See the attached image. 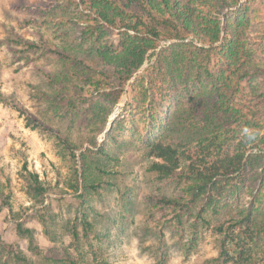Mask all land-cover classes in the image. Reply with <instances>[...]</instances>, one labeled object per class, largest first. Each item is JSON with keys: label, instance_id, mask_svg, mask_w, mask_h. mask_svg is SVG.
<instances>
[{"label": "rangeland", "instance_id": "374dc122", "mask_svg": "<svg viewBox=\"0 0 264 264\" xmlns=\"http://www.w3.org/2000/svg\"><path fill=\"white\" fill-rule=\"evenodd\" d=\"M247 16L256 63L264 67V0H250ZM86 18L77 0H0V91L45 125L26 126L23 114L0 102V264H20L3 242L16 243L33 264H222L213 259L219 235L198 226L192 243L188 221L180 228L169 215L148 213L147 195L179 190L147 170L152 158L143 149L177 94L149 119L144 107L125 106L126 92L114 105L97 96L73 105L66 82L55 80L103 68L93 57L99 43L80 36ZM106 33L104 49L116 43L118 30ZM21 39L49 41L70 58L26 50ZM153 58L151 50L143 66ZM184 109L176 108L177 116ZM101 144L106 156L95 151ZM84 171L86 185L96 187H83ZM18 223L30 237L19 233Z\"/></svg>", "mask_w": 264, "mask_h": 264}, {"label": "trees", "instance_id": "16d2710c", "mask_svg": "<svg viewBox=\"0 0 264 264\" xmlns=\"http://www.w3.org/2000/svg\"><path fill=\"white\" fill-rule=\"evenodd\" d=\"M248 2L77 0L87 15L80 36L99 43L93 57L103 68L55 77L66 82L73 105L91 103L94 96L114 105L126 92L125 106L144 107L149 119L177 94L174 108L166 109L163 123L157 120L143 149L152 158L147 170L179 190L147 195L148 213L169 215L167 220L180 228L188 221L192 243L198 226L219 235L213 259L222 264H264V67L256 63L257 49L248 34ZM113 29L118 30L116 43L104 49L106 30ZM161 41L169 42L156 49ZM17 42L26 50L42 48L70 58L49 41ZM151 50L154 58L143 66ZM0 102L23 114L26 126L45 127L9 94L0 91ZM178 107L186 108L179 116ZM119 119H113L111 129ZM95 151L106 156L103 144ZM81 179L83 187L97 185H86L85 171ZM17 229L31 236L19 223ZM2 248L20 264H33L16 243L3 242Z\"/></svg>", "mask_w": 264, "mask_h": 264}, {"label": "water", "instance_id": "95a60500", "mask_svg": "<svg viewBox=\"0 0 264 264\" xmlns=\"http://www.w3.org/2000/svg\"><path fill=\"white\" fill-rule=\"evenodd\" d=\"M114 114H115V113H113V115H114ZM108 125L111 126V121L108 122Z\"/></svg>", "mask_w": 264, "mask_h": 264}]
</instances>
